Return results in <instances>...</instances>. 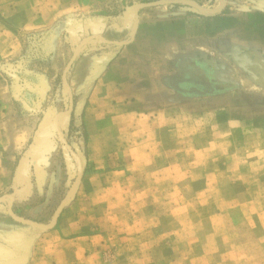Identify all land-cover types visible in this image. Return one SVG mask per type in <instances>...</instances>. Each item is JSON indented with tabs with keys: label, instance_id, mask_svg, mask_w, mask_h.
<instances>
[{
	"label": "rangeland",
	"instance_id": "374dc122",
	"mask_svg": "<svg viewBox=\"0 0 264 264\" xmlns=\"http://www.w3.org/2000/svg\"><path fill=\"white\" fill-rule=\"evenodd\" d=\"M233 41L264 0H0V260L264 264V53Z\"/></svg>",
	"mask_w": 264,
	"mask_h": 264
},
{
	"label": "crops",
	"instance_id": "0c3cea01",
	"mask_svg": "<svg viewBox=\"0 0 264 264\" xmlns=\"http://www.w3.org/2000/svg\"><path fill=\"white\" fill-rule=\"evenodd\" d=\"M188 20H190V21H187V19H186V21H187V23L188 24H190L191 26H192V24L194 23V22H196V21H198V19H196V18H194V19H188ZM261 35V34H260ZM263 35V34H262ZM241 37V36H240ZM262 39V38H261ZM234 42V45H233V48H236L237 50H249V49H261V50H263V53H264V44L263 43H261V42H257V41H255V46H254V44L253 43H251V42H243V41H241V42H235V41H233ZM221 46H223V45H221ZM207 49V46H203V50H206ZM217 53H218V47H217ZM201 52V51H200ZM202 54H206V53H202ZM264 55V54H263ZM124 58L125 57H123V56H119L116 60H114L111 64H110V66L106 69V71L102 74V76H101V79L99 80V82L101 81V80H105L107 77H117V76H119L120 77V73H121V70L119 69V67L121 66V65H123V63L125 62V60H124ZM136 67V66H135ZM135 71H138V70H135ZM118 72H119V74H118ZM140 74H138V75H136L135 77H140L139 76ZM125 77V76H124ZM127 77H133V76H131V75H129V76H127ZM142 77V76H141ZM134 96H136V95H138L137 94V92H136V95L135 94H133ZM137 97V96H136ZM8 160H10V158H8ZM89 240V239H88ZM76 243H75V245H76V248H77V250L75 251V252H77L78 250H79V248H80V238H75V240H74ZM82 241V240H81ZM16 259H13V260H8V262H2V260H0V264H14L15 262H13V261H15ZM13 262V263H12Z\"/></svg>",
	"mask_w": 264,
	"mask_h": 264
},
{
	"label": "water",
	"instance_id": "95a60500",
	"mask_svg": "<svg viewBox=\"0 0 264 264\" xmlns=\"http://www.w3.org/2000/svg\"><path fill=\"white\" fill-rule=\"evenodd\" d=\"M135 13H136V15L138 16V11H137V10L135 11ZM138 21H139V20L137 19V22H138ZM66 83H67V82H66Z\"/></svg>",
	"mask_w": 264,
	"mask_h": 264
}]
</instances>
